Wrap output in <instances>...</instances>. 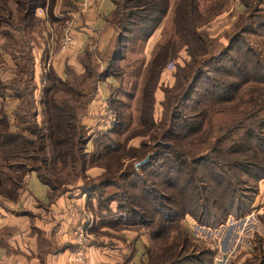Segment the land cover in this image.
<instances>
[{"label":"trees","instance_id":"trees-1","mask_svg":"<svg viewBox=\"0 0 264 264\" xmlns=\"http://www.w3.org/2000/svg\"><path fill=\"white\" fill-rule=\"evenodd\" d=\"M54 2L55 0H0V38L3 40V51L17 61L19 75L27 77L25 81H21V85H3L0 97L4 98L5 94L12 92L13 97L19 100L15 112L20 119L21 128L31 130V134L36 137L35 140H26L22 132L11 128L6 112L0 113V127L3 129L0 130V139L5 138V145L8 147L20 139L25 145L21 152L18 150L13 153L17 148L10 149L7 153L9 159L24 155L21 158L39 163L37 167L20 165L18 169L24 172V185L28 174L35 171L40 181L52 189L49 194L53 200V191L62 186L60 176L66 167L71 168L69 175L77 178L72 181L75 182L78 178H83L85 166L89 163L87 158L90 157L91 160L101 156H114L119 162L117 171L120 176L125 181L134 177L137 179L135 182L131 180L130 187L140 193L138 195L141 200H135L133 197L136 194L132 191L128 197L121 193L118 196V209L122 213L117 221L109 225H122L129 229L147 226L151 228L155 240L160 239L163 234L168 239L174 229L178 230L181 234L180 244L183 246L179 244L169 249L170 262L160 263L158 258H163L160 254L157 263L152 264H214V260L210 263L202 260L199 253H184V246L193 245V236L185 233L178 222L190 216L200 226L213 229L224 225L230 217L242 219L250 213L254 198L258 196L259 184L264 179L262 58L248 47H237L241 45L240 34L230 38L229 46L222 47L218 43L220 49L212 50L213 43L207 39L204 30L201 31L208 21L204 20L205 15L198 0H113L115 10L108 17V22L115 26L108 46L112 50V61L106 70H102V55L95 50L87 54L89 65L83 62L85 71L82 84L90 87L92 96L96 95L100 82L114 77L112 69L125 61L122 51L125 45L127 47L128 36L140 46L147 44L161 23L172 15L174 35L167 44L158 43L149 69L154 71L158 79L169 56L175 57L182 47L186 48L190 57L185 68L179 71L176 88L171 91L175 93L179 90L180 93L173 98L169 95V99L164 102L167 111L172 109L171 117L162 121L160 137H153L151 141L154 143L155 153L149 156L148 163L152 162L157 168L151 165L152 171L147 174L154 175L153 178L159 183L149 186L147 181H139L135 166L133 171L121 173L124 161L118 155L121 147L116 138L120 136L122 123H118V127L108 136H98L94 140L93 135L82 125V117L86 113L87 103L91 101V95L82 106L81 102L78 108L72 106L78 104L76 96L84 98L86 93L73 88L68 66L65 70L66 78L56 77L52 73L50 83L44 85L40 105L48 119L45 121L47 127L43 128L45 132L39 128L37 121L40 113L36 109L37 103L32 93L37 89L34 78L35 61L28 35L37 33L41 27L46 28L44 20L37 15L38 9L48 7L50 18L57 20L52 9ZM244 2H247V11L252 12L254 5L249 6L247 0ZM11 3L15 5L14 9ZM73 11L70 6L62 9L61 13L68 15ZM116 29L120 30L117 37ZM231 53L235 55L230 56ZM1 63L4 62L0 61V68L3 66ZM139 63H130L128 68ZM123 74L120 72L117 75ZM155 86L156 84L151 83L147 87L148 97L152 99ZM61 92H70L74 97L60 100L56 96ZM189 102H193L192 114L183 116L180 109ZM32 121L33 128L30 126ZM145 123L153 130H158L152 117ZM90 141L96 146L93 155L88 153ZM149 146L151 145H143L145 149ZM78 168L80 170L77 173ZM105 168L106 182H100L101 187L112 186L115 182V177L111 176V164H106ZM142 171L145 172L146 169ZM155 184H158L156 188L160 190L155 188ZM161 188L167 193L161 192ZM129 189L126 186L125 193L128 194ZM123 212L125 215H122ZM260 221L264 224V214ZM208 251L213 254L212 250Z\"/></svg>","mask_w":264,"mask_h":264},{"label":"rangeland","instance_id":"rangeland-1","mask_svg":"<svg viewBox=\"0 0 264 264\" xmlns=\"http://www.w3.org/2000/svg\"><path fill=\"white\" fill-rule=\"evenodd\" d=\"M84 1L85 0H71V2H67L66 0H55L52 9L57 20L50 18L48 7L38 9L37 15L44 20L46 28L43 29L41 27V29L37 30V33L28 35L30 40L33 38V44H35L36 41L41 39L44 31L46 39L48 42L52 43L55 48L54 51L51 50V53H49L50 57L48 58L49 60H46V65L41 67L43 76L39 87L32 92L35 97V102L37 103L36 109L40 113L37 121L39 128L45 129L47 127L45 121L46 118L48 119L44 113L43 107L40 105L42 90L44 89V85L51 79L50 76L52 73L57 77L56 72L53 70L54 61L52 57L58 54L59 49L63 50L61 42L65 39L67 32L70 34V29H72L70 15L62 14L61 10L65 7L70 8V6H72L73 10H76V13L79 9L85 11V8L82 6ZM198 1L202 13L205 15L204 20L206 19L208 21L201 31L204 30L207 39L213 43L212 50L220 49L217 45L218 43L222 47L229 46L230 38L235 34H240L239 39H241V45H237V47H248L252 49L264 62V0H247L249 6L254 5L252 12L247 11V5H245L247 2H244L245 0ZM10 5L12 9L15 8L14 4L11 3ZM51 6L52 5H50V7ZM65 16H67V18H64ZM172 20L173 15L161 23L163 26L161 25L159 27L162 28V34L158 41L159 44H167L166 42L173 37L174 28ZM109 25L113 28L115 27L110 22ZM118 31L120 32V30L116 29L115 37H117ZM154 38L151 43L149 41L147 44L140 46V44L131 41L132 37L128 36L129 40H127V47H125V45L122 51V54L125 55V61H122L112 69L114 77L111 78L114 80V85L109 87L107 91L108 95L101 99V101L97 100V90L105 81L97 85L96 95L92 96L90 87L82 84V75L84 72L80 73L76 67L68 66L69 72H71V83H73V88L79 92L84 91V93H86V97L84 96V98L76 96L75 100L77 102H75L78 104L72 106L78 108V106H80L79 102H81L82 106L91 95V101L87 103L86 113L82 117V125L87 117L86 123L88 124L84 125V127H86L90 135H93L92 139L94 140V138L98 136H108L118 127V123H122L120 125V131L122 130L120 136H117V138L115 137L117 143H119L121 147L118 155L124 161L121 173L133 171L135 166L138 169L139 181H147L149 186L154 183H159L153 178L154 175L150 176L147 174L149 171H152L151 165L157 168V165L152 164V162L148 163L150 161L149 156L155 153V150H153L154 143L151 141L153 137H160L162 121L164 122L171 117L172 109L167 111L164 102L167 101V98L169 99V95L173 98L176 94L180 93L179 90H176L175 93H171V91L176 88L180 69H184L186 62L190 61L186 48L182 47L175 57L169 56V60L164 64L162 72L157 79L154 75V71L149 69L153 61L154 52H156L155 49L158 46V43L154 46ZM1 40L2 38H0V42ZM57 44H59L58 47ZM35 45H38V48L41 47L40 44ZM98 52L102 55V70H106L110 61H112V50L107 47L103 52ZM232 55L235 54L231 53L230 56ZM12 60L13 61H10L8 65L4 62L3 57L0 60L4 62L1 63L3 66L0 68V89L3 85H8L9 83L21 85V81L27 79L26 76L19 75L17 61H15V59ZM82 61L84 64L88 62L87 55L84 56ZM137 61L140 62L138 65L128 68V64H134L135 62L137 63ZM143 61L144 63H142ZM169 64L175 65L174 71H169L167 69ZM44 67L46 68L45 71ZM56 68L58 69L56 71L61 70L60 72L62 73L63 71L65 73L67 69L66 66L64 70L60 69L61 66ZM38 72H40V67L38 68ZM120 72L124 73L123 76L117 75ZM151 83L154 85L156 84L153 89V99L148 97L147 92L149 89L147 88L148 84ZM29 90H32V88ZM9 94L10 98L7 101H4L0 97V113L6 112L10 126H12L11 128H15L19 130V132H22L26 140H35L36 137L31 134V130L25 131V129L21 128L20 119L15 112L16 107L19 105V100H15L11 91H9L8 95ZM72 95L73 94L70 92L69 94L61 92L56 97L61 100V98L74 97ZM172 101H174V99H172ZM192 103L193 102H189L186 106L181 107L182 109H180V112L183 113V116L192 114ZM91 107H93V110H90ZM149 117H152L155 125L158 126V130H153L150 125L145 123ZM32 124L33 121L30 123L31 127ZM35 124L34 122V125ZM44 129L43 133L45 132ZM0 130L3 131L2 127H0ZM88 133H86L87 136ZM5 143V138L0 139V174L3 180L0 181V205L8 203L14 208L16 204H19L20 206L17 211L11 210L14 214L18 216H28L31 219H35L36 217L41 218L42 215L39 211L42 207L44 208V206H39L41 209L34 212L33 210H26L25 201L24 203L21 202V198L28 188V184L26 185L28 178L26 177L24 185V172L18 169L20 165L37 167L39 163L21 158V156L24 155H20V157L16 156V158L10 160L7 156L8 151L17 148L13 153H17L18 150L21 152L25 146L24 141L22 139L15 141L10 144V147L6 146ZM89 143L88 153L93 155L96 146H94L92 141ZM144 144L151 146L145 149L143 147ZM147 151L148 154L146 153ZM146 159L147 161L145 164H141ZM87 160H89V163L85 166L83 178L80 177L75 182L72 181L77 178L73 175H69L71 174V168L66 167L64 169V166H61L64 169L63 174L60 176L62 177V186H60V188L58 186L57 189L53 191L54 198L52 202L62 199L69 190H71L74 195V197H71V200L74 201L73 204L76 216L79 218L77 226L79 228L76 232L77 245L72 244V246H68V249L73 250L74 253L77 254L82 250L86 252V250L88 251L89 249L91 264L95 263L92 252L93 249H95L96 254L98 252L99 254L103 253V251L106 252L104 253L106 259L102 260V262L105 261L107 264H152L157 263L158 259L160 263L170 262L168 258L170 257L169 249L181 243V234L178 230L174 229L169 234L168 239H165V234H163L160 239L155 240L152 237L151 228L147 226L146 228L129 229L122 225H109V223L117 221V218L122 213L120 209H118V196H120L121 193H124L125 196L128 197L132 191L134 192L133 194L137 195L133 198L135 200H141V197L138 195L140 193H138L136 189H131L130 187L131 180L135 182L137 179L134 177L133 179L125 181L120 176V172L117 171L119 162L114 156H111V158L101 156L99 159L91 158V160L89 157ZM106 164H111L113 171L111 176L115 177V182L112 186L106 185L101 187L100 182H106L104 181ZM145 169L146 171L143 172L142 170ZM79 170L80 168H78L76 172L78 173ZM134 185H136V183H134ZM126 186L130 188L128 194L125 193L124 190ZM157 186L158 184H155V188ZM81 187H83L82 190L80 189ZM156 189L160 190L159 188ZM258 189V196L254 198L250 213L242 219L230 217L224 225L213 229L200 226L190 216H186L178 222L185 233H191L193 236V238H191L193 245L187 244L186 247L184 246V253L195 255L199 253L201 254L200 258H202V260H206L208 263L214 260V264H264V224L260 221V217L264 214V179L260 182ZM161 192L167 193L162 188ZM49 212L47 211L45 216H48L50 214ZM122 215H125V213ZM34 229L35 231L38 230L36 228ZM52 239H54V232L52 233ZM120 244L122 247L119 246ZM180 246L183 245L180 244ZM117 247L120 249H117ZM208 250H212L213 254ZM84 252H82V254H84ZM109 254L110 256H108ZM160 254H162L163 258L159 257L157 259ZM80 257L85 259H81L83 262L80 264H88L89 261L86 259L87 255H81ZM73 262H75L74 258Z\"/></svg>","mask_w":264,"mask_h":264},{"label":"crops","instance_id":"crops-1","mask_svg":"<svg viewBox=\"0 0 264 264\" xmlns=\"http://www.w3.org/2000/svg\"><path fill=\"white\" fill-rule=\"evenodd\" d=\"M88 3L85 11L79 9L77 13L76 10L69 13L72 27L70 29L72 46L66 50L59 49L58 54L52 57L54 61L53 70L57 77L62 79L65 78V73L64 71L63 73L60 72V69L64 70L65 66H74L80 73H83L85 71L82 61L84 56L95 50L103 52L110 44L114 34V28L108 22V17L115 10L113 0H88ZM157 32L149 40L151 43L155 37L154 46L161 37L162 28H159ZM42 35L41 39L35 42V44H40L41 47L39 48L38 45L33 44V38L31 40L35 61L34 78L37 87L42 81L43 70L41 72V67L46 65V60H49L51 50H55L54 45L46 39L44 31ZM2 43L3 40L0 42V54L8 65L10 61H13V58L3 51ZM58 66H61L60 71H56ZM39 67L40 72H38ZM45 69L44 67V71ZM112 85H114V80L109 77L98 88L97 100L101 101L107 96V91ZM9 98L10 94H5L2 99L7 101ZM15 100L17 99L15 98ZM93 107L90 110H93ZM86 120L87 117L83 125L88 124ZM27 178L28 188L24 192L21 202L24 203L25 201L26 210H33L34 212L41 209L39 206H44L39 211L42 217L31 219L28 216L14 214L12 211H17L19 204H16L14 208L8 203L0 205V264H80L83 262L81 259L85 260L80 257L81 255H87L88 264H91L89 249L86 252L82 250L81 254L68 249V246H72V244L77 245L76 232L79 228L77 227L79 218L76 216L74 201L71 200V197H74L73 192L69 190L62 199L52 202L49 187L40 181L35 171L30 172ZM80 189L82 190L83 187ZM47 211H50V214L45 216ZM34 228L38 230L35 231ZM53 232L54 239H52ZM119 246L122 247L121 244ZM117 249L120 248L117 247ZM92 252L95 258L94 264H107L105 261L102 262L106 259L105 251L100 253L102 255L99 252L96 254L95 249ZM73 258L75 262H73Z\"/></svg>","mask_w":264,"mask_h":264},{"label":"built area","instance_id":"built-area-1","mask_svg":"<svg viewBox=\"0 0 264 264\" xmlns=\"http://www.w3.org/2000/svg\"><path fill=\"white\" fill-rule=\"evenodd\" d=\"M88 4H89L88 3V0H85L84 3L82 4V6L84 8H87L88 7ZM39 11H41V10H39ZM61 44H62V49L63 50H66L67 48H69V47L72 46L71 36H70V34L68 32H67V35L65 36V39L61 42ZM167 69L169 71H174L175 65L174 64H169L168 67H167Z\"/></svg>","mask_w":264,"mask_h":264},{"label":"water","instance_id":"water-1","mask_svg":"<svg viewBox=\"0 0 264 264\" xmlns=\"http://www.w3.org/2000/svg\"><path fill=\"white\" fill-rule=\"evenodd\" d=\"M146 161H147V159L144 162H142L141 164H145Z\"/></svg>","mask_w":264,"mask_h":264}]
</instances>
